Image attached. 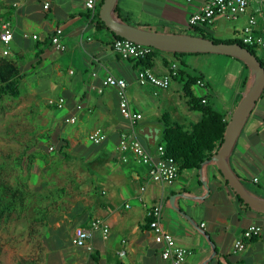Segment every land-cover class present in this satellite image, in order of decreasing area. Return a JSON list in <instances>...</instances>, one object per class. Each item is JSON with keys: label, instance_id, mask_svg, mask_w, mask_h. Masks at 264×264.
Returning a JSON list of instances; mask_svg holds the SVG:
<instances>
[{"label": "crops", "instance_id": "1", "mask_svg": "<svg viewBox=\"0 0 264 264\" xmlns=\"http://www.w3.org/2000/svg\"><path fill=\"white\" fill-rule=\"evenodd\" d=\"M203 1L118 0V9L132 26L163 34L188 35L189 17ZM258 1L251 0L245 14L237 19L217 17L206 27L208 36L240 40L250 16H255L258 26H262L264 19L258 12ZM45 3L47 9L43 8ZM87 13L84 0H0V26L2 22L9 23L13 35L7 48L0 43V59L13 62L23 75L20 95L12 99L17 107L45 105L54 110L49 112L52 145L47 148L54 154L49 157L37 154L29 171L37 165L36 170L45 172V179H54L52 183H59L56 189L61 191L58 200L53 198L49 203L52 196L45 199L48 214L35 236V249L26 259L41 258L37 264H161V246L154 243L147 223L148 212L160 207L161 226L173 236L176 246L189 251L184 264H264V214L237 203L214 163L184 170L185 174L181 171L172 184H159L149 181L148 166L136 163L132 156L122 161L119 137L132 129L120 114L117 90L106 87L97 92L101 80L112 75L126 83L129 104L142 115L133 135L153 158L157 156L162 130L155 133L154 140L145 136L141 140L138 136L145 129L155 132V128L144 123L153 114L148 94L158 97L170 84L157 95L153 87L139 86L135 62L121 59L112 50L110 34L91 24ZM55 28L62 31L64 52L55 51L51 45ZM33 35L37 37L35 40L31 38ZM5 49L7 55H3ZM256 51L264 61V52ZM217 55L220 54L195 56L205 57L202 61L207 62V70L193 69L196 75L192 77H198L204 87L195 84L192 91L195 96L205 98L217 113L220 112L217 105L223 101L221 115L229 122L249 90L252 77L244 74L241 60ZM165 60L176 62L171 53H156L152 68L156 75L167 73ZM216 62L228 65V69L219 68L213 73L209 66ZM176 63L179 68L180 62ZM214 83H219L220 88L211 95L209 89ZM224 90L226 99L222 96ZM58 98L64 99L62 108L48 106V100ZM159 116L169 119L167 113ZM70 117L75 118L74 123L65 122ZM95 129L106 137L97 145L87 140ZM39 158L42 166L36 163ZM228 163L249 193L264 199V89L230 152ZM29 171L26 167L18 170L25 173L21 177L26 182ZM52 185L45 186L50 190ZM47 188L37 191L46 193ZM95 220L108 225V237L104 238L100 230H92L87 242L90 250L73 246V229L90 228ZM251 224L260 228V236L245 242L242 251H234L233 244ZM121 251L123 256L119 255Z\"/></svg>", "mask_w": 264, "mask_h": 264}, {"label": "built area", "instance_id": "2", "mask_svg": "<svg viewBox=\"0 0 264 264\" xmlns=\"http://www.w3.org/2000/svg\"><path fill=\"white\" fill-rule=\"evenodd\" d=\"M192 0H187L191 2ZM98 0H84V7L87 11L94 13ZM251 0H204L197 10L190 15L188 20V28L192 27H208L212 22L220 16L227 19H237L239 16L245 14ZM16 5V3H14ZM258 12L264 19V0L258 1ZM43 8L47 9L48 4H43ZM62 31L60 28H55L50 42L54 50L57 52H64L65 46L61 42ZM23 37H28L23 35ZM13 38L9 23L2 22L0 26V43L4 48H7ZM36 39V36H31ZM246 46L261 50L264 52V24L258 26L255 16L248 18L247 24L243 27L241 39ZM112 50L123 60L138 59L150 54L153 50L151 47L139 45L131 41L121 39L116 40L111 45ZM8 51L5 49L3 55H7ZM178 72V65L176 62H171L168 71L163 76L156 75L151 68H138L136 74V82L139 86H151L155 89L154 94L157 95L159 90L168 88L172 77H175ZM95 76V74H93ZM196 84L204 87L201 81ZM112 87L117 90L119 111L123 119L126 120L132 132L123 133L119 137L118 150L122 155V161L126 162L128 156H132L134 161L141 165L148 166L149 181L159 184H172L178 177L177 162L169 156L164 154L162 147H158L157 156L153 158L147 150L135 139L133 135L134 126L142 120V115L136 112L129 104L126 94V83L122 79L115 78L112 75L105 76L100 82V88L97 92L101 93L103 88ZM203 104L206 99L202 98ZM48 106L55 108H62L64 106V99L58 98L56 100H48ZM77 109H81L80 106ZM66 123H74L75 118L70 117L65 120ZM106 137L99 129L91 131L87 135V140L92 144H100L105 141ZM52 150V149H50ZM257 181V179H254ZM150 222L148 224L149 230L152 232L153 241L155 244L161 246L160 258L161 264H184L189 251L183 247H178L175 244L173 236L165 231L160 224V207H155L148 212ZM203 226V224L201 225ZM92 230H100L104 238L108 237L109 227L101 220L92 222L90 228L75 227L72 232V245L75 247H90L87 242L91 236ZM261 234L260 228L251 224L242 233L240 239L233 244L234 251H242L245 248V242L259 237ZM124 243V241H122ZM120 256L124 255V251L119 252Z\"/></svg>", "mask_w": 264, "mask_h": 264}, {"label": "trees", "instance_id": "3", "mask_svg": "<svg viewBox=\"0 0 264 264\" xmlns=\"http://www.w3.org/2000/svg\"><path fill=\"white\" fill-rule=\"evenodd\" d=\"M103 1L104 0H100L97 2L96 11L94 13L87 11V17L90 19V23L94 24L98 30H104L109 33L113 43L116 40H121V38L110 32L99 18V11ZM113 16L121 22L128 23L127 18H123L120 15L118 1L114 7ZM191 30L193 31V36L210 39L214 43H237L256 56V49L244 45L241 40H221L212 38L208 36L206 27H192ZM160 52L162 51L153 49L150 54L144 56L143 58L132 59L135 62L134 67L137 69L141 67H148L152 69L156 53ZM185 54L200 55L198 53H171L176 62H180L179 57ZM256 58L264 68V61L257 56ZM171 62L165 60L164 65L169 68ZM244 66L248 69L245 64ZM183 75L182 70L178 68L177 75L172 77L171 81L181 82L183 80ZM22 78L23 75L20 74L17 65L4 58L0 59V101L4 97L13 99L19 97L20 81ZM198 79V77L187 76V79H185L182 84V96L190 111L200 113L199 120L190 126H185L176 122H169L168 118H161L164 126L161 132V139L158 143V147H162L164 154L172 157L177 162L179 173L184 170L199 169L204 161L210 160L220 149L225 129L228 124V121L223 120V115L210 108L207 101L203 104L201 102L202 98L194 95L192 88ZM34 157L35 155H31L27 161L22 160L21 158H16L14 160V167H12V171L10 165H0V228L8 224V218L12 213H17L19 215L29 208L40 215V218H35V220H32V223H37L39 227L43 226V209L44 207L46 209L44 202L45 199L50 200V197L54 192L49 191L47 194H34V191L30 189L28 183L26 182V178H22L18 174V170L21 167H26L27 171L30 170V165L33 162ZM12 172L17 173L14 175L15 181L13 183L10 181L12 178H8L12 175ZM60 191V189H57L55 192L60 193ZM233 195L240 206H243L247 210L251 211V209L246 206L235 193H233ZM149 222L150 219H148L147 223L149 224ZM40 260L41 258L39 257L26 259L25 257L20 256L15 259L14 264H37Z\"/></svg>", "mask_w": 264, "mask_h": 264}, {"label": "rangeland", "instance_id": "4", "mask_svg": "<svg viewBox=\"0 0 264 264\" xmlns=\"http://www.w3.org/2000/svg\"><path fill=\"white\" fill-rule=\"evenodd\" d=\"M186 33L192 35L193 31L189 30ZM255 54L257 57H261L260 52L256 51ZM195 56L197 55L185 54L179 57L181 63L179 68L184 74L181 82H171L169 89L160 92L158 97L148 94V99L151 102L150 106L153 107V114L144 123H146V126L155 128V133L162 130L164 126L159 116L160 113H167L169 122L177 121L185 126H189V124L194 123L200 117L199 112L188 110L182 96V84L187 79V76H195V68H204L207 70V62L202 61L205 57L196 58ZM221 56L225 55H217L218 58H221ZM209 67L213 73L219 68H222L221 70L228 69V65L225 66V64L217 62ZM244 74L250 75L249 69L244 67ZM213 85L212 89H209L211 95L217 92V87L220 88L219 83H214ZM168 94L169 96L167 97ZM225 94L226 92L224 90L222 95L224 97L223 99H226ZM210 101L215 104L213 98ZM222 105H224L223 101H220L217 105V109L220 111L219 114L223 113ZM50 111L54 110L47 108L45 105L40 107L31 106L29 108L17 107L15 101L9 97H4L0 101V165H10L12 171L16 158L27 161L31 155L36 156L38 154L49 157L54 154L47 150L52 145V140L49 136ZM138 138L144 140L143 135L138 136ZM36 163L40 166L43 164L41 158ZM36 168L37 165H33L32 171L28 172L30 175L27 178V182L30 189L34 191V194H38L39 192L37 190L41 189V187L47 188L45 185L53 184L50 190L54 193L49 203L54 201L53 198L58 200L60 193L55 191L59 183H52L51 177L46 178V180L45 172L41 171L39 173ZM16 172H12L10 177L7 176L8 178H12L10 180L12 183L15 181L14 175L17 174ZM185 173L186 171L183 172V174ZM18 174L21 176L25 173L18 172ZM47 192L45 193L43 191L42 193L47 194ZM43 210L45 219V216L48 214V209L46 210L44 207ZM37 217L40 218V215L31 208L19 215L12 213L9 216L8 224L0 228V264H14L17 257L22 256L26 258L34 251L36 246L35 236L41 231V227L37 223H32V220H35Z\"/></svg>", "mask_w": 264, "mask_h": 264}, {"label": "water", "instance_id": "5", "mask_svg": "<svg viewBox=\"0 0 264 264\" xmlns=\"http://www.w3.org/2000/svg\"><path fill=\"white\" fill-rule=\"evenodd\" d=\"M117 1L104 0L99 11L100 20L115 36L162 52L230 56L241 60L247 66L252 77L251 86L230 117L220 149L202 165L209 162L214 163L232 192L250 209L264 214V199L249 193L228 163L230 152L264 89V68L256 56L237 43H214L210 39L193 35L157 33L121 22L113 16ZM141 134L147 139L154 140L155 132L153 130L145 129Z\"/></svg>", "mask_w": 264, "mask_h": 264}]
</instances>
